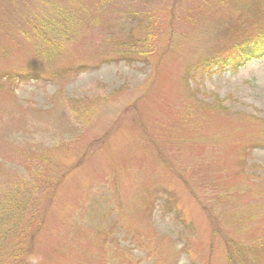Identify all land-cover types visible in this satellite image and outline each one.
Masks as SVG:
<instances>
[{"label": "rangeland", "instance_id": "rangeland-1", "mask_svg": "<svg viewBox=\"0 0 264 264\" xmlns=\"http://www.w3.org/2000/svg\"><path fill=\"white\" fill-rule=\"evenodd\" d=\"M263 8L0 0V71L36 57L34 35L22 34L31 16L48 13L38 41L57 52L37 78H0V264H17L15 230L37 198L45 214L30 264H227L225 241L264 264V55L192 70L258 29ZM38 174L61 182L44 191Z\"/></svg>", "mask_w": 264, "mask_h": 264}, {"label": "trees", "instance_id": "trees-1", "mask_svg": "<svg viewBox=\"0 0 264 264\" xmlns=\"http://www.w3.org/2000/svg\"><path fill=\"white\" fill-rule=\"evenodd\" d=\"M93 3L97 5H104V4H110L115 0H92ZM258 17L261 20V26L256 29L250 31V33H245L240 36H237L230 41L223 43L219 46L214 47L213 49L209 50L205 55L199 57L193 64L192 70H195L196 72H207L210 69H216V70H224L225 68L229 67L232 69H235L237 67H241L245 64V62L251 60V59H257L261 58L264 55V8L261 9L258 12ZM48 13H45L43 16H31L29 17V28L30 32L22 33L24 35L33 34L36 43L37 48H35V55L36 57H33L34 60L30 62L28 68L26 70L22 71H16L11 72L9 70H2L0 71V78L7 76V79L11 77H17L20 79H28V78H37L38 76H41L42 72H44L46 66L48 65L50 67L49 63V57L51 56V53H57L56 49H53V45L55 43H49V45H45V47H42V45L39 43L38 40L41 41L42 36V28L39 27V22L42 21L43 17H46ZM77 19L75 17H71L68 21L69 28L74 26V23ZM238 31H241L242 29V23ZM57 28L60 27V23L58 25H53ZM45 28H43V31ZM25 38V37H24ZM25 39H29V36H27ZM53 46V47H52ZM58 46V45H57ZM123 49H118L116 53L113 55V58H121L123 57ZM128 53V52H127ZM131 55L139 56V50H134V47H132V52H130ZM146 52H144V55ZM109 56L105 57V60L109 59ZM47 60L48 63H45L47 65L39 66V61ZM80 69H84V66H80L79 68H75L72 66L66 67L62 70V72L67 73L68 75H72L71 72H77ZM53 73L54 70H51ZM70 73H68V72ZM19 73V74H17ZM256 145H264V139L262 136L257 138ZM250 151L249 148H247V152ZM235 177H239L240 173L236 170L233 174ZM38 177H40L34 184L42 183V189L44 191L46 190H55L57 186L60 184L61 179H47L46 177L38 174ZM54 192V191H53ZM167 199L170 198V195H167ZM30 198H28V202H30ZM50 199H52V196H50ZM26 201V203H28ZM48 202L50 203V200L48 199ZM33 206V203H32ZM169 205L168 207H170ZM34 209L32 211V215L30 219H27L24 223V226L21 230H15L16 236L18 235L17 240H22L19 243L15 244V253H14V259L12 263L17 264H30L33 259V249L35 245V239L37 237V233L41 230V224L44 222V214L45 209L42 208V204H39L38 198L35 200L34 203ZM225 261L227 264H247V260L244 259V257L241 255L240 250L236 249V246H231V243L229 241H225ZM13 258V257H12ZM16 259V260H15ZM20 262V263H19Z\"/></svg>", "mask_w": 264, "mask_h": 264}]
</instances>
